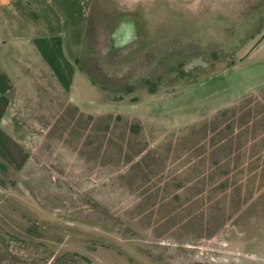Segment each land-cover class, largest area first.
<instances>
[{
	"label": "rangeland",
	"instance_id": "374dc122",
	"mask_svg": "<svg viewBox=\"0 0 264 264\" xmlns=\"http://www.w3.org/2000/svg\"><path fill=\"white\" fill-rule=\"evenodd\" d=\"M15 3L0 264H264V0Z\"/></svg>",
	"mask_w": 264,
	"mask_h": 264
},
{
	"label": "crops",
	"instance_id": "0c3cea01",
	"mask_svg": "<svg viewBox=\"0 0 264 264\" xmlns=\"http://www.w3.org/2000/svg\"><path fill=\"white\" fill-rule=\"evenodd\" d=\"M16 0H0V136L14 138L13 121L11 118L12 91L16 86V78L23 63H39V34H28L22 30V23L27 27V19L22 20L20 8ZM23 27V28H24ZM37 31V30H36ZM24 32V33H23ZM24 34H27L24 36ZM23 38V40H22ZM24 39L33 41L31 47ZM30 49L34 55L28 57ZM3 140L0 139V143Z\"/></svg>",
	"mask_w": 264,
	"mask_h": 264
},
{
	"label": "water",
	"instance_id": "95a60500",
	"mask_svg": "<svg viewBox=\"0 0 264 264\" xmlns=\"http://www.w3.org/2000/svg\"><path fill=\"white\" fill-rule=\"evenodd\" d=\"M209 63L205 60H203L202 57H195L193 58L192 60H190L188 63H187V66L189 68H193L194 66L196 65H203V66H207Z\"/></svg>",
	"mask_w": 264,
	"mask_h": 264
},
{
	"label": "trees",
	"instance_id": "16d2710c",
	"mask_svg": "<svg viewBox=\"0 0 264 264\" xmlns=\"http://www.w3.org/2000/svg\"><path fill=\"white\" fill-rule=\"evenodd\" d=\"M132 90H129V92H131ZM227 111V110H226ZM226 111H223L222 113L224 114ZM221 113V115H223ZM108 117H112V116H108ZM220 118V115L218 116V119ZM117 119H122V116L121 115H117ZM216 123V122H215ZM131 127H133L134 129H136V131L138 130L137 128H138V126L136 125V124H134V125H132ZM63 261V259H61V258H56V260L52 263V264H59L60 262H62ZM88 263H89V260H88ZM64 264H69L67 261H65L64 262Z\"/></svg>",
	"mask_w": 264,
	"mask_h": 264
}]
</instances>
